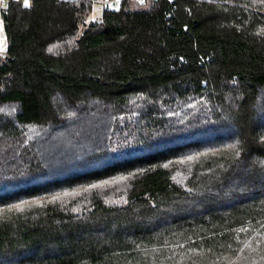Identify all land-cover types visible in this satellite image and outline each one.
<instances>
[{"label": "trees", "instance_id": "16d2710c", "mask_svg": "<svg viewBox=\"0 0 264 264\" xmlns=\"http://www.w3.org/2000/svg\"><path fill=\"white\" fill-rule=\"evenodd\" d=\"M96 1L1 8L0 264H264V0Z\"/></svg>", "mask_w": 264, "mask_h": 264}, {"label": "rangeland", "instance_id": "374dc122", "mask_svg": "<svg viewBox=\"0 0 264 264\" xmlns=\"http://www.w3.org/2000/svg\"><path fill=\"white\" fill-rule=\"evenodd\" d=\"M26 3H28V0H26ZM133 4L135 7L139 8V9H147L149 4L148 3H139L136 1H133ZM4 4L1 2L0 3V11L1 8ZM104 6H102L101 4H99L98 2L94 3V7H93V11L91 13L90 19L91 20H96L97 18H100L103 12ZM7 39H6V34L4 31V27H3V22L1 19V15H0V51L1 52H5L7 50Z\"/></svg>", "mask_w": 264, "mask_h": 264}, {"label": "built area", "instance_id": "2783aa9c", "mask_svg": "<svg viewBox=\"0 0 264 264\" xmlns=\"http://www.w3.org/2000/svg\"><path fill=\"white\" fill-rule=\"evenodd\" d=\"M5 1L6 0H0V3L2 2L3 4H5ZM122 1L123 0H99L96 2L100 3L101 5H103L107 8L113 9V8H117ZM136 1H139L141 3H145L147 0H136Z\"/></svg>", "mask_w": 264, "mask_h": 264}]
</instances>
